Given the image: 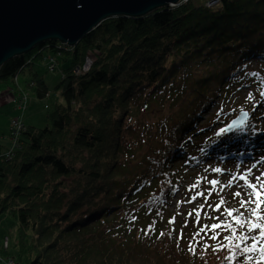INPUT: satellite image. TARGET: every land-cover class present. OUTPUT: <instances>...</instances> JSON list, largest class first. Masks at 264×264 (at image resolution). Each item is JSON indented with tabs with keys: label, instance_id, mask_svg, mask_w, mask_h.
<instances>
[{
	"label": "trees",
	"instance_id": "obj_1",
	"mask_svg": "<svg viewBox=\"0 0 264 264\" xmlns=\"http://www.w3.org/2000/svg\"><path fill=\"white\" fill-rule=\"evenodd\" d=\"M45 50L70 56L59 82L63 102L47 126L23 124L14 145L2 152L0 144V214L17 220L15 253L1 246L0 255L14 264H251L259 243L244 254L227 242L220 252L232 260L220 262L178 245L165 210L174 158L198 159L202 148L234 154L257 143L264 0H186L107 18L73 46L46 40L12 57L0 66V83L14 90ZM29 72L27 84L45 96L44 80ZM242 88L255 96L243 131L216 140L212 123L195 128L202 112ZM193 134L200 137L190 145L200 149L183 151Z\"/></svg>",
	"mask_w": 264,
	"mask_h": 264
},
{
	"label": "rangeland",
	"instance_id": "obj_2",
	"mask_svg": "<svg viewBox=\"0 0 264 264\" xmlns=\"http://www.w3.org/2000/svg\"><path fill=\"white\" fill-rule=\"evenodd\" d=\"M186 0H181L184 2ZM195 3H208L210 0H193ZM180 2V3H181ZM45 58L35 59L31 66H27L23 72L18 74V80L16 83V88L12 90L11 86L1 84L0 83V144L2 145V152H5L10 147V124L12 119H16L19 117L20 122L25 125H32L34 127H44L49 124V120L47 119L48 113L52 110L53 105L55 103L63 102V97L61 94L62 87L60 86L59 82L62 76V69L67 68L70 65L71 59L70 56H67L65 53H50L47 50L44 51ZM50 57H53L57 60L55 66L52 70H50ZM54 59V60H55ZM65 59V60H64ZM254 64H252L253 66ZM31 67L32 72L37 74L38 78H42L46 84L48 90V96L38 97L35 91L27 84L31 78L32 74L29 72V68ZM31 84H34L31 82ZM248 89L242 88L237 93L231 95L227 98L226 101L221 102L219 105H214L213 107L208 108L206 111L201 113L200 118L196 122L195 128H199L204 126L205 124H211L209 128L210 135L214 136L221 127H225L226 119H232L236 115L241 114V108L244 111H247V107H252L255 103V99L253 101L247 100ZM19 96L25 97L26 101V108L23 111L17 110L15 103L13 102V98H17ZM255 98V96H254ZM257 108L255 110V114L259 115V117H255L254 124L257 127L258 136H264V107L262 104H257ZM157 116V115H156ZM155 115L149 117V122H152L155 118ZM249 119V116L247 117ZM215 122V123H213ZM227 126V125H226ZM206 133V132H205ZM227 134V133H226ZM226 134H221L216 136V140L223 138ZM261 134V135H259ZM203 135V134H201ZM198 135H191L188 142L183 144L182 148L183 151L187 152L190 150L191 152L200 149V147H193L192 143H195L198 139ZM257 141V138L255 137ZM209 141V139H208ZM213 142V140H212ZM259 143V142H258ZM257 143V144H258ZM257 144H255L257 146ZM264 144V142H263ZM253 145V148L255 147ZM249 146L245 147L246 150H241L240 147L236 149L234 154L229 153L228 155H216L215 154H208V151L202 150L197 153L198 159H190L185 162L181 159L174 158V160L169 163V171L175 172L171 177L172 183L175 184V187L169 192V198H167L166 203V210L169 220L173 217L174 222L171 223L173 226V232L176 233L175 238L179 239L180 245L188 247L189 243L191 242L192 246L196 251H206V256L210 255V257H215L216 255H220V261L226 260L224 256L225 253H221L219 251H213L217 245L226 244L228 241L223 239L224 235H227V232H224V228L211 230V224L213 223H220L224 221L227 214L224 212V207H237L239 208V198L233 199L232 193L239 190L241 191L242 195L244 194L245 190L242 188L237 187L238 184H242L243 181H236L234 182L231 188H225L223 192L219 191V185L217 186V191H214L212 195L208 198V202L205 203L203 197H197L195 201L192 203H188L193 195L196 192L203 191L205 196L208 195V191L211 189V185L207 183V181L202 180L201 185L189 191L190 185L194 184L197 178L207 177L208 180L218 178L221 180L222 183H225L231 178V173L236 172L238 170L242 172L245 169L253 168L252 166L255 163L261 162L262 165L259 167L256 173L252 174L250 179L252 182H255V177L260 176L261 173H264V148L260 151V146L254 148L258 149L255 153L254 151L249 153ZM258 156L255 160L252 159V156ZM232 158L235 160L236 158H240V163H228L224 164L226 159ZM254 158V157H253ZM220 167L224 171L221 174H217L212 171V168ZM207 170V171H206ZM223 196L226 200V205L222 206L219 211L214 210L215 204L219 203V198ZM244 199H248L245 195ZM204 204V208H200L199 205ZM209 204L212 206L209 207ZM179 205V206H178ZM249 207H254V205H249ZM240 211L244 212V209H240ZM262 214H264V205L261 206ZM191 212V215L189 213ZM200 213V220L197 223L196 220V213ZM245 216H248V213L245 212ZM226 222H232L231 218L228 217ZM205 225L208 228L205 230L204 233H200V236H194V233L198 232L201 227ZM233 227H237L235 223H233ZM172 228V227H171ZM17 230V220L12 215L1 213L0 214V247L3 246L5 250L9 253H15V249L12 246L15 241ZM238 232L246 230L247 227L244 229H239L237 227ZM231 232V231H229ZM259 229H257L253 233H249V235H257ZM219 233L217 240L213 241L209 237L212 235ZM231 235V234H230ZM182 237V238H181ZM207 243L211 245V247L207 248L206 250L203 248V245ZM234 243H238V241H233ZM252 242L251 240L247 242H243L240 244V249L244 247H249ZM261 247V243L259 245ZM223 248V247H222ZM260 253H253L251 256L253 259L251 262L253 264H257L259 261ZM229 257L227 260H232V257ZM13 260L9 256H2L0 255V264H9V261ZM233 262H230L232 264ZM251 263V264H252ZM14 264V262H13ZM250 264V263H248Z\"/></svg>",
	"mask_w": 264,
	"mask_h": 264
},
{
	"label": "water",
	"instance_id": "obj_3",
	"mask_svg": "<svg viewBox=\"0 0 264 264\" xmlns=\"http://www.w3.org/2000/svg\"><path fill=\"white\" fill-rule=\"evenodd\" d=\"M181 0H0V66L46 40L78 43L107 18L139 17Z\"/></svg>",
	"mask_w": 264,
	"mask_h": 264
},
{
	"label": "snow or ice",
	"instance_id": "obj_4",
	"mask_svg": "<svg viewBox=\"0 0 264 264\" xmlns=\"http://www.w3.org/2000/svg\"><path fill=\"white\" fill-rule=\"evenodd\" d=\"M252 75H256V73H252ZM259 94L262 98H264V79L261 80V85L258 89ZM254 95L253 93L249 92L247 100L253 101ZM258 103V101H257ZM249 113L244 111L243 108H241V117L238 120H233L230 124H228L225 127H221L219 131L216 133V135L226 134L229 132H232L236 129H239L243 131L246 119L248 117ZM252 167H255L253 165ZM207 171V170H206ZM212 171L221 174L224 170L220 167L212 168ZM252 177V168H248L243 170L242 172L238 170L236 172L231 173V178L225 183H222L220 179L214 178L211 180H208L207 177L197 178L196 182L189 187V191H192L193 189L198 188L201 185L202 180L207 181L208 184L211 185V189L208 191V195L205 196L203 191L196 192L195 195L191 197L188 203H192L197 199V197H203L205 200V203L208 202V198L212 195L214 191H217V186L219 185V191L223 192L224 189L231 188L236 181H243L242 184H238L237 187L242 188L245 190L244 194L242 195L241 191L237 190L232 193L233 199L239 198V208L233 206V207H224V212L227 214L224 221H221L220 223H213L211 224V230H216L220 228H224L225 230L231 231V236L224 235L223 239L225 241H228L229 244L227 247H231L234 249L241 250L244 254L252 253L257 250V244L261 243V247L259 249L260 251V258L259 261H264V214H262L261 206L264 205V173H261L260 176L255 177V182H252L250 179ZM247 196L248 199H244V196ZM226 200L223 196L219 198V203L215 204V209L219 211L222 206L226 205ZM249 205H254V207H249ZM179 206V205H178ZM212 205L209 204V207ZM199 207L202 209L204 208V204L199 205ZM240 209H244L245 211L242 212ZM245 212L248 213V216H245ZM191 215V212L189 213ZM230 217L232 222H226L227 218ZM174 217L169 220V223L174 222ZM196 220L197 223H199L200 220V213H196ZM233 223L237 225L239 229H244L247 227V233H253L257 229H259V232L257 235H248L247 233L241 231L239 235H237V227H233ZM155 221H153L152 224L148 226V229L144 231L145 235L150 234V231L154 230ZM208 228L207 225L204 227H201L198 232L194 233V236H200V233H204L205 230ZM174 231V230H173ZM172 233L170 232L169 235ZM165 235V233L161 232V236ZM219 236V233H216L209 237L211 240L215 241L217 240ZM182 238V237H181ZM251 240L252 244L251 247H244L243 249H240V244L243 242H247ZM233 241H238V243L233 244ZM177 243L179 245V239L177 240ZM211 247V245H208L205 243L203 245V248L206 250L207 248ZM222 245H217L215 248H213V251H219L222 249ZM189 250L195 252L194 247L192 246L191 242L189 243ZM233 258H235V253H233ZM225 259H229V257H225ZM248 261H251L253 257L251 255L247 256ZM259 261H257V264H259Z\"/></svg>",
	"mask_w": 264,
	"mask_h": 264
},
{
	"label": "built area",
	"instance_id": "obj_5",
	"mask_svg": "<svg viewBox=\"0 0 264 264\" xmlns=\"http://www.w3.org/2000/svg\"><path fill=\"white\" fill-rule=\"evenodd\" d=\"M218 0H210L207 5H212L213 3L217 2ZM55 58L53 57H50L49 61H50V70H52L55 66V63H56V59L54 60ZM49 94L46 93L45 96H48ZM13 102L15 103V106L17 108V110H20V111H23L25 108H26V101H25V97H17V98H13ZM23 126V123L20 122L19 120V117H17L16 119H12L11 120V124H10V140H11V144L13 143L14 145V142L16 140V137L18 136L19 134V131L21 130ZM9 264H13V262L10 260L9 261Z\"/></svg>",
	"mask_w": 264,
	"mask_h": 264
},
{
	"label": "bare ground",
	"instance_id": "obj_6",
	"mask_svg": "<svg viewBox=\"0 0 264 264\" xmlns=\"http://www.w3.org/2000/svg\"><path fill=\"white\" fill-rule=\"evenodd\" d=\"M176 5H178V4H171V5H169V6H176ZM241 117V114L240 115H236L235 117H233L228 123H227V125L228 124H230L233 120H238L239 118ZM259 135H261V134H259ZM256 138H257V146L255 145V147L254 148H256V147H258V146H260V151L264 148V144H263V142H264V136H256ZM253 148V146L252 147H249V150H248V152L247 153H249L250 152V154H251V152L252 151H254V153L258 150V149H254ZM254 157V158H253ZM258 156H256V155H253L252 156V159L253 160H255L256 158H257ZM240 158H236L235 160H232V158H229V159H226L225 161H224V164H228V163H232V162H234V163H240ZM262 165V163L261 162H258V163H255V167H253L252 168V174L253 173H256L257 171H258V169H259V167Z\"/></svg>",
	"mask_w": 264,
	"mask_h": 264
}]
</instances>
